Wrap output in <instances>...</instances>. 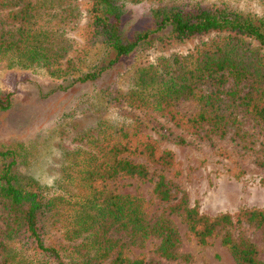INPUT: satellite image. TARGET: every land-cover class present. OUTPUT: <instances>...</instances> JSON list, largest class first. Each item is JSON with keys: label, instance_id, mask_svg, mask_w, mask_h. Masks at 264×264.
Here are the masks:
<instances>
[{"label": "trees", "instance_id": "1", "mask_svg": "<svg viewBox=\"0 0 264 264\" xmlns=\"http://www.w3.org/2000/svg\"><path fill=\"white\" fill-rule=\"evenodd\" d=\"M141 1L86 0L82 43L69 57L77 0H0V68H40L68 80L65 86L94 82L124 57L208 35L185 53L136 64L122 92L106 83L98 89L103 105L153 112L200 143L230 133L243 139L242 117L264 125V16L224 0H157L143 20L130 23L128 5ZM10 102L11 93L0 92V110ZM182 103L194 109L183 111ZM86 139L85 147L63 151L50 183L18 173L17 147L0 146V264H191V255L178 251L172 215L198 245L219 237L237 264H264V208L200 212L164 174L175 171L172 151L159 148L137 120H100ZM249 149L252 164L264 169V138ZM119 178L152 183L153 217L140 197L109 188ZM248 231L257 232L259 244ZM148 239L157 240L152 257L128 255Z\"/></svg>", "mask_w": 264, "mask_h": 264}, {"label": "rangeland", "instance_id": "2", "mask_svg": "<svg viewBox=\"0 0 264 264\" xmlns=\"http://www.w3.org/2000/svg\"><path fill=\"white\" fill-rule=\"evenodd\" d=\"M224 1L231 7L264 16V3L259 0ZM157 4V0L129 4L128 8L132 12L130 23L137 19L143 20L148 9ZM77 6L79 21L68 32L73 50L69 57L75 54L74 51L82 43L79 29L85 21L86 0H77ZM207 36L124 57L103 80L94 82H76L65 86L68 80L54 78L40 68H0V92L11 93L9 107L0 110V146L17 147L14 169L18 173L37 178L42 183H50L58 174L63 151L85 147L87 136L95 133L100 120H137L140 130L154 138L159 148L172 151L175 171L167 170L164 174L185 191L188 203L196 204L200 212L213 215L224 211L233 212L239 206L264 208V169L252 164L253 154L249 149L260 147L264 138V125L249 117H242L243 139L238 140L230 133L226 138L200 143L153 112H138L121 106L106 107L98 95V89L106 83L112 84L119 92L124 91L136 64L151 61L157 55L185 53ZM179 108L189 111L194 106L182 103ZM153 125L168 128L170 136L162 135ZM178 138L182 142L177 141ZM108 186L116 193L140 197L148 217L154 216L157 202L151 195L150 181L119 178L110 181ZM171 218L180 236L178 251L189 253L191 264H237L220 243L219 237L200 246L187 233L185 225L177 216L172 215ZM48 235L56 241L58 232L51 229ZM247 235L259 244L257 232L248 231ZM155 242L156 239H148L142 248H130L128 255L134 257L143 253L152 257ZM259 257L264 259V252L259 253ZM154 258L164 261L157 256Z\"/></svg>", "mask_w": 264, "mask_h": 264}]
</instances>
